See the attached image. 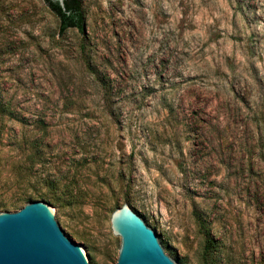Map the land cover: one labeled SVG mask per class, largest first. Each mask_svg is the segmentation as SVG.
Instances as JSON below:
<instances>
[{
  "label": "rangeland",
  "instance_id": "1",
  "mask_svg": "<svg viewBox=\"0 0 264 264\" xmlns=\"http://www.w3.org/2000/svg\"><path fill=\"white\" fill-rule=\"evenodd\" d=\"M79 1L58 34L42 0H0V205L55 179L96 264L133 204L189 264H264V0Z\"/></svg>",
  "mask_w": 264,
  "mask_h": 264
},
{
  "label": "water",
  "instance_id": "2",
  "mask_svg": "<svg viewBox=\"0 0 264 264\" xmlns=\"http://www.w3.org/2000/svg\"><path fill=\"white\" fill-rule=\"evenodd\" d=\"M50 1L65 10L64 0ZM60 214L44 201L0 212V264H96L93 252L77 244L58 222ZM110 225L120 237L116 264H189L134 204L116 209Z\"/></svg>",
  "mask_w": 264,
  "mask_h": 264
},
{
  "label": "trees",
  "instance_id": "3",
  "mask_svg": "<svg viewBox=\"0 0 264 264\" xmlns=\"http://www.w3.org/2000/svg\"><path fill=\"white\" fill-rule=\"evenodd\" d=\"M44 5L53 13L58 21V34H63L69 29H76L79 33L83 34L84 31V15L79 0H64L65 10H62L57 3L51 2L50 0H42ZM3 106L0 101V112ZM39 146V145H38ZM37 145L31 146L30 151L33 155L38 153ZM46 186L53 192L48 195L29 196L23 199L24 205L31 201H44L51 206L63 204L62 196H56L54 193L57 190L58 181L55 179L45 180ZM23 205V206H24ZM22 206V207H23ZM21 207V208H22ZM16 206V201L6 205H0V212H15L19 210Z\"/></svg>",
  "mask_w": 264,
  "mask_h": 264
}]
</instances>
